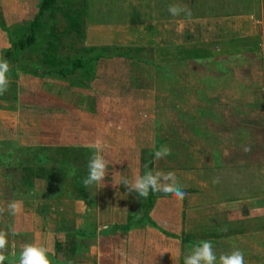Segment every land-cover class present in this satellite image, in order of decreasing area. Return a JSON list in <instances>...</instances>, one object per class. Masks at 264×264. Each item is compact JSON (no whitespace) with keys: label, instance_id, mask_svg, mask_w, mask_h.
Segmentation results:
<instances>
[{"label":"rangeland","instance_id":"1","mask_svg":"<svg viewBox=\"0 0 264 264\" xmlns=\"http://www.w3.org/2000/svg\"><path fill=\"white\" fill-rule=\"evenodd\" d=\"M39 2L0 0L2 46L24 38L16 23L18 8H24L36 24L37 41L9 57L4 56L7 49L0 50V58L10 64L11 81L8 91L0 95V157L17 162L22 155L36 152L57 158L79 155L83 163L78 159L72 163L81 164L88 173L94 151L88 145H37L39 134L49 135L45 126L49 121L44 120L49 117L39 113L40 98L33 95L38 72L44 89L51 84L50 89L60 92L49 79L62 81L63 76L53 69L70 70L72 61L80 59L83 66L64 77L72 92L63 98L78 104L83 99L88 123L94 116L101 125L98 134L107 136L102 154L107 170H114L106 176L107 184L117 183L118 171L143 174L151 157L153 171L175 172L180 185L196 183L199 173L211 182L218 177L216 185L264 186V0L261 4L204 0L189 5L176 0H55L36 15ZM169 5L186 7L191 15L200 13L202 33H189L192 36L182 37L184 41L177 45L166 43L177 39L183 25L176 20L184 19V13L172 16ZM223 39L229 41L226 47ZM112 41L115 45H104ZM51 57H59L57 66L47 64ZM79 90L88 96L81 98ZM45 103L47 108L49 101ZM67 117L75 125L79 115L67 111ZM109 141L115 144L108 145ZM165 145L171 154L154 160L153 150ZM246 146L251 150L245 152ZM30 147L35 149L30 152ZM117 154L120 161L107 158ZM64 161L39 163L47 179L35 180L38 189L46 184L50 190L68 188L74 195L80 180ZM23 172L16 171L8 183L26 185L28 173L22 177ZM135 201L130 220L132 225H143L147 199L136 194Z\"/></svg>","mask_w":264,"mask_h":264},{"label":"crops","instance_id":"2","mask_svg":"<svg viewBox=\"0 0 264 264\" xmlns=\"http://www.w3.org/2000/svg\"><path fill=\"white\" fill-rule=\"evenodd\" d=\"M24 1L17 0L22 4ZM201 1L204 0H176V2H187L188 5ZM258 1L261 4V0ZM18 10L16 16L20 18L16 23L20 26L18 27L20 33H25L23 36L25 38L30 32V20L27 17L30 14L24 11V8ZM220 14L223 16L225 13ZM182 17L184 19L176 20L179 25H183L182 34L178 32L176 40L166 39V43L174 41L177 45L184 41L182 37L188 38L197 34L199 36L202 33L200 13L191 15L190 18L183 14ZM185 23L192 28L189 29ZM189 33L192 35L190 36ZM162 34L164 35L165 32L163 31ZM36 42L33 44L35 45ZM222 42L225 47L229 43L224 39ZM115 43V41L106 42L104 45H115ZM213 47L220 49V46L213 45ZM1 48L6 50L10 45L2 46L0 43V50ZM51 58L47 64L57 66L56 59L59 57ZM41 69L43 68H39V71ZM58 70L53 69L56 74H59ZM39 74L40 72L34 76V80L38 81L39 85L35 86L33 95L40 98L39 113L48 114L49 118L43 119L49 121L45 126L50 131L49 135L44 132L38 135L37 145L73 146L96 142L107 145L104 142L107 136L99 135L97 132L101 125H98L94 116H90L92 119L88 123L89 113L83 107L84 100L81 99L78 104L72 99L68 101L63 98V96L71 97L72 90H68L69 86L63 81L68 74H59L63 76L64 83L56 78L49 79L50 83L56 84V89L60 92L52 90L54 86L51 84L48 85L49 89H44L42 82L44 78ZM78 95L81 98L88 96L84 90H79ZM46 100L49 101L47 108ZM17 101V107L20 108L21 102L19 99ZM16 111L6 112L16 113ZM67 111L79 115L75 125L67 117ZM77 129L79 131H76ZM43 138L49 141L42 142ZM110 144L115 143L109 141L108 145ZM78 156L73 155V158L47 156L49 162L66 160L71 166L79 168L76 178L80 183L75 187L73 196L68 188L50 190L46 184L42 190L37 188L36 179L40 178L44 181L47 179L45 171L41 172L37 169L41 165L39 164L41 160L37 158L33 159V169L29 175L30 183L22 186L8 183L16 171L19 174L21 171L19 167L15 169L0 163L2 177L0 205L6 206L12 200L22 202V211L16 216H11L7 212L0 216V230L8 231L9 227H12L17 233L8 235V247L11 250L14 246L16 256L9 255L5 264H18L19 253L25 243H37L51 248L55 253L54 256L49 254L53 264H183L184 256L189 254L191 246L201 240L212 241L217 260L221 254H230L233 250L239 249L244 254L245 264H264V186L248 189L242 186L216 185L210 181V177L201 179L198 173L196 183L190 186L181 185L187 193L183 201L161 194L155 198L148 210L145 223L132 225L130 219L134 211L132 207L136 206V193H129L122 185L124 174L118 171L115 174L117 183L109 185L106 183V176L108 173L113 174L114 170L113 172L107 170L103 184L85 189L82 181L88 173L82 169L81 164L72 163L77 159L83 163L82 158ZM109 157L117 161L121 160L118 154L107 155V158ZM66 161L64 162L68 167ZM130 176L133 177V174L128 171L124 178L131 179ZM202 180L206 184H202ZM14 189H17L16 195L13 194ZM132 195L134 200L131 199ZM165 249L169 252L159 254Z\"/></svg>","mask_w":264,"mask_h":264},{"label":"clouds","instance_id":"3","mask_svg":"<svg viewBox=\"0 0 264 264\" xmlns=\"http://www.w3.org/2000/svg\"><path fill=\"white\" fill-rule=\"evenodd\" d=\"M169 13L172 16H178L184 13L188 18L191 17L190 9L180 5H169ZM10 64L8 60L0 58V95L8 91L10 80L8 73ZM94 149L88 161V175L82 183L85 189L93 185L103 184L107 175L108 161L103 153V146L99 143L88 145ZM245 152L250 151V147H244ZM171 154L168 146H161L153 150V158L158 161ZM146 171L143 174H135L131 179L123 178L121 183L126 187L129 193H136L138 197L147 199L150 193H161L165 196H171L179 201H183L187 193L182 189L175 172L153 171L148 165H145ZM213 184L219 183V178H215ZM22 211V202L12 200L5 205H0V216L7 212L11 216H16ZM106 227V226H105ZM225 231L227 229H224ZM16 235L14 228L9 227L8 231L0 230V264H5L8 256H16L14 246L10 250L8 235ZM169 252L165 249L159 254ZM55 255L51 248L37 243H25L19 253L18 264H53L49 254ZM183 264H245L244 254L241 250L235 249L230 254H221L219 260L213 251L212 241L201 240L191 246L189 254L184 256Z\"/></svg>","mask_w":264,"mask_h":264},{"label":"trees","instance_id":"4","mask_svg":"<svg viewBox=\"0 0 264 264\" xmlns=\"http://www.w3.org/2000/svg\"><path fill=\"white\" fill-rule=\"evenodd\" d=\"M55 0H40L39 2V6L37 8V14L36 15H40L43 11L47 10L50 5L54 2ZM36 24H34V21H30V32L28 33V35L23 38L22 40L18 41V42H13L12 45L10 46V48H8L6 51H4V56H11L12 51H18V50H22L24 48H28L30 47L36 40V36L34 33V28H36L35 26ZM83 62L80 59H74L72 61L71 64V68L70 70H66V69H59L58 73L61 75L64 74H71L73 69L78 68L83 66ZM38 148V147H36ZM35 149V147H30L28 150L30 152H32ZM29 152V153H30ZM5 154H3L4 156ZM6 157V156H5ZM22 157H24L25 159H16L17 162H10V159L8 157H6V159H3L2 157H0V162L5 165V166H12L13 168H17L19 166V169L23 172L26 171L25 173L23 172L20 173V175H22V177L24 176V174L28 173L27 177L24 179V181H26V183H30V177L29 175L31 174V170L33 169V164L34 158H37L38 160H41V162H49L48 157L44 156L42 153L40 152H36L35 154H24L22 155ZM40 162V163H41ZM65 164V162H64ZM68 167L70 168V170H74L76 172L74 173H78L79 172V168L77 166H71L69 162H67ZM151 169H152V161H151V157L149 158L148 164H147ZM37 169H39L41 172L44 171L45 167L40 165V167H37ZM30 173V174H29ZM161 195V193H150L148 198H147V204H146V208L144 210V216H147V212L150 209L153 200L157 197ZM128 226H125V228Z\"/></svg>","mask_w":264,"mask_h":264}]
</instances>
